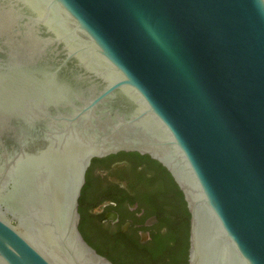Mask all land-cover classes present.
<instances>
[{
	"label": "water",
	"instance_id": "95a60500",
	"mask_svg": "<svg viewBox=\"0 0 264 264\" xmlns=\"http://www.w3.org/2000/svg\"><path fill=\"white\" fill-rule=\"evenodd\" d=\"M119 151L179 187L187 264H264V0H0V264H115L78 198Z\"/></svg>",
	"mask_w": 264,
	"mask_h": 264
},
{
	"label": "flooded vegetation",
	"instance_id": "af4514ba",
	"mask_svg": "<svg viewBox=\"0 0 264 264\" xmlns=\"http://www.w3.org/2000/svg\"><path fill=\"white\" fill-rule=\"evenodd\" d=\"M86 176L78 226L111 260L188 263V249L180 252L179 233L169 223L180 189L164 166L146 154L119 151L92 161Z\"/></svg>",
	"mask_w": 264,
	"mask_h": 264
},
{
	"label": "trees",
	"instance_id": "16d2710c",
	"mask_svg": "<svg viewBox=\"0 0 264 264\" xmlns=\"http://www.w3.org/2000/svg\"><path fill=\"white\" fill-rule=\"evenodd\" d=\"M96 158H93L91 160L94 161ZM86 174H85V179H86ZM176 186V185H175ZM85 187V184L82 186L81 188V192L83 191ZM81 195V193H80ZM80 202H81V197L79 196L78 198V212L80 213ZM170 225L173 227V228H176V230L178 231L179 233V236L178 238L176 239V244H177V247L179 245V249H180V252L185 256L187 254V249L189 247V241H188V238H189V212L187 210V207H186V203L184 201V198H183V194L181 191H178L176 193V197H175V206H174V209L173 211L170 213ZM79 228V226H78ZM80 231V229H79ZM82 234V233H81ZM83 236V234H82ZM83 238L86 240V242L91 245L99 254L107 257L110 261H112L113 263L114 260H111L103 251L102 248H100L97 244H94L92 241H90L89 239H87L85 236H83ZM116 264V263H115Z\"/></svg>",
	"mask_w": 264,
	"mask_h": 264
}]
</instances>
